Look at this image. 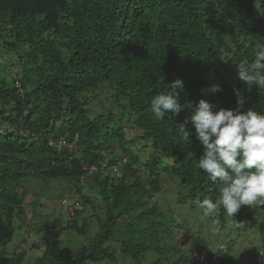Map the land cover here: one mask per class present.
<instances>
[{
    "label": "trees",
    "instance_id": "1",
    "mask_svg": "<svg viewBox=\"0 0 264 264\" xmlns=\"http://www.w3.org/2000/svg\"><path fill=\"white\" fill-rule=\"evenodd\" d=\"M258 40L264 42V0H64L55 26L42 12L1 10L0 264H22L5 247L33 204L16 192L29 178L74 182V209L61 229L84 238L65 255L48 226L50 246L35 264H139L149 257L151 264H196L202 244L179 254L175 240L168 242L171 215L155 198L163 176L176 178L194 203L219 197L221 183L198 167L204 146L191 124V143L177 129L201 99L215 110L237 109L234 90L245 98L241 112L264 113V91L248 90L237 75V64L254 60ZM218 63L237 76L234 83L211 81ZM178 78L182 111L156 119L151 99ZM104 83L114 101H124L128 126L140 130L135 137L109 112L88 117L85 94ZM214 84L219 91L212 93ZM74 134L70 150L48 143ZM145 141L149 154L137 145ZM241 209L235 214L242 217L264 205ZM217 212L223 221L226 211ZM258 231L264 244V222ZM260 251L264 257L257 248L254 258ZM228 252L226 244L212 264H229Z\"/></svg>",
    "mask_w": 264,
    "mask_h": 264
},
{
    "label": "rangeland",
    "instance_id": "2",
    "mask_svg": "<svg viewBox=\"0 0 264 264\" xmlns=\"http://www.w3.org/2000/svg\"><path fill=\"white\" fill-rule=\"evenodd\" d=\"M215 67L219 69L210 73L212 82H218L219 77L222 76L226 82L234 83L235 78H237L235 74V76H232L233 74L228 73L224 66L219 63ZM255 87L259 88L258 86ZM113 92L114 90L104 83V85L86 93V100L89 101L85 105L88 117L92 118L107 112L111 113L115 122H120L124 128H127L126 137L131 139L140 130L137 128L134 130V128L128 126L129 114L122 106L124 101H114ZM137 145L143 148L141 150L143 153L149 154L151 152L149 141L137 142ZM162 160L165 162L164 158ZM162 181L160 192L155 199H157L160 208L162 206L171 215L172 224L169 227L170 232L167 236L172 238L168 242L173 244L175 240L173 247L179 254L183 252L188 254L190 250L193 251L192 248L195 247L193 244L212 245L216 240L218 243L229 244V264H257L253 261V251L257 248L264 251V244L258 231L260 223L264 222V209H258L254 213L242 217L237 214L230 217L225 213L223 221L219 220V212L204 217L203 210L185 197V189L178 185L176 178L163 176ZM21 184L22 188L16 192L18 194L24 193L26 200L33 201V204L30 205L31 208L29 207L22 214L23 224L21 227L14 229L13 237L5 247L6 251L11 255L15 253L22 264H35L37 256L44 253L47 246H50L47 241L53 234L50 235L49 233L52 232L49 230L54 228L53 230L61 238V240L58 239V242H60L62 248L66 247L65 255L74 253L75 247L84 242V238L82 236L77 237L75 234H70L61 229L68 219V213L74 209L73 204L76 199L74 182L68 179L49 178L47 181L29 178L23 180ZM221 187H223L222 184H220ZM255 205L257 204L243 205L240 211L243 213ZM78 222L80 223V221ZM48 226H53V228L48 229ZM46 229L47 232H45ZM68 238L70 242L67 243ZM194 238H197V242H194ZM116 253L118 254V251ZM153 256L156 257V255ZM153 259L149 257L146 262L144 260L139 264H151ZM117 264H128V262Z\"/></svg>",
    "mask_w": 264,
    "mask_h": 264
},
{
    "label": "clouds",
    "instance_id": "3",
    "mask_svg": "<svg viewBox=\"0 0 264 264\" xmlns=\"http://www.w3.org/2000/svg\"><path fill=\"white\" fill-rule=\"evenodd\" d=\"M237 66V75L248 90L258 86L264 91V42L257 41L252 62L244 61ZM169 88L168 92L151 99V111L156 119H163L169 112L178 115L182 111L177 89L183 88V81L178 78ZM208 91H219V85H212ZM234 91L237 109L215 110L201 99L177 129L180 138L191 143L192 131L187 127L191 124L196 139L204 146L199 169L213 183L223 185L215 201L211 197L195 201L204 217L212 216L219 208L233 217L243 205H264V113L252 108L241 112L245 98L239 90Z\"/></svg>",
    "mask_w": 264,
    "mask_h": 264
},
{
    "label": "built area",
    "instance_id": "4",
    "mask_svg": "<svg viewBox=\"0 0 264 264\" xmlns=\"http://www.w3.org/2000/svg\"><path fill=\"white\" fill-rule=\"evenodd\" d=\"M15 85L16 86L19 85L18 81L15 82ZM76 139H77V134H74L71 141H67L65 138H59L57 141L49 140L48 143L50 145H54L57 149H61L65 147L70 150L74 148ZM88 169L95 170L96 167L92 165ZM224 251H225V244L218 243L216 240H214V243L212 245H205V246L198 247L193 254V260L196 264H212L216 255ZM261 253L262 251L257 252L254 258V261L257 264H264V257L260 258Z\"/></svg>",
    "mask_w": 264,
    "mask_h": 264
},
{
    "label": "water",
    "instance_id": "5",
    "mask_svg": "<svg viewBox=\"0 0 264 264\" xmlns=\"http://www.w3.org/2000/svg\"><path fill=\"white\" fill-rule=\"evenodd\" d=\"M64 0H0V11L9 9L11 12L31 10L42 12L52 25H56V5Z\"/></svg>",
    "mask_w": 264,
    "mask_h": 264
}]
</instances>
